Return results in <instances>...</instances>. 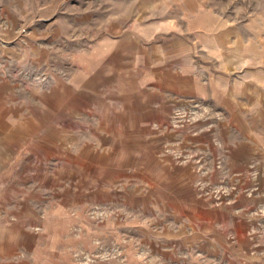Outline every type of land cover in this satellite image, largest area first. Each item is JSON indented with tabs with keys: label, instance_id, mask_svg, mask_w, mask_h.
I'll list each match as a JSON object with an SVG mask.
<instances>
[{
	"label": "rangeland",
	"instance_id": "obj_1",
	"mask_svg": "<svg viewBox=\"0 0 264 264\" xmlns=\"http://www.w3.org/2000/svg\"><path fill=\"white\" fill-rule=\"evenodd\" d=\"M0 264H264V0H0Z\"/></svg>",
	"mask_w": 264,
	"mask_h": 264
}]
</instances>
